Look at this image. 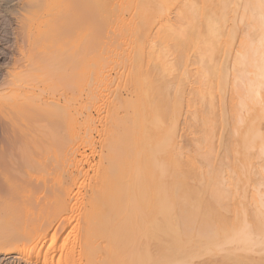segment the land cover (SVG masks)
I'll return each mask as SVG.
<instances>
[{"label":"bare ground","instance_id":"1","mask_svg":"<svg viewBox=\"0 0 264 264\" xmlns=\"http://www.w3.org/2000/svg\"><path fill=\"white\" fill-rule=\"evenodd\" d=\"M23 3L17 22L19 32L16 31V42L13 41L19 47L18 53L12 69L3 76L5 82L0 88V264H166L168 258L174 260L168 261L170 264L193 263L194 258L198 263L205 258L199 256L203 246L207 253H212V249L219 248L223 252L229 244H234V248L229 247L233 251L229 249L230 254L226 251L229 255L223 256L227 262L219 256L218 263L227 264L231 259L237 264H264L263 255L260 254L263 258H257L256 252L257 260L253 257L260 248L262 251L259 252L264 253L262 190L259 189L261 195H257L256 189L253 198L248 196L249 192L247 195L251 203L255 201L257 221L253 216H250L251 220L248 212L252 214V211H247L243 219L247 221L248 218L247 224L241 222L244 228L240 221L233 224L239 222L242 227L225 224L222 228L218 222L210 220L213 212L211 216H207L211 212L205 214L211 218H201L203 210L199 203L191 201L190 196L194 194L189 195L185 188V176L169 174L173 178L169 183L168 173H155V79L140 91L126 93V100L138 97L143 104L138 107L137 120L133 115H127L118 121L116 113L109 109L101 110L96 119L88 113L91 112L89 109L85 110L88 114L84 115L87 117V120L84 117V123L89 124L91 130L96 129L95 123L101 124L103 132L99 134L103 139L107 138V142H111L110 131L125 134L123 157L116 159L111 154L104 156L101 153L103 156L94 164L86 155L79 159L73 146L65 159L57 153L58 141L61 142L64 133L63 124L70 139L75 136L80 140V132L88 136L91 133L87 130L88 134H85L83 127L84 131L80 128L79 134H75L79 126L74 88L77 56L75 51H69L77 48L75 29L82 25L80 23L94 18L113 16L134 29L132 38L139 58L150 68H155L158 63L166 69L170 64L165 60L167 49L163 45L158 48L157 37L167 44L169 51H183L188 45L195 48L199 54L203 97L208 107L204 158L209 163L216 162L219 153H215L211 129L216 124V109L222 110L229 102L230 118L226 112L220 115L219 143L221 147L225 143L226 148L218 152H225V158L232 159L229 167L235 169L239 156L254 149L247 156L249 170H256L254 175L263 170L260 161L264 157V0H242L237 6L235 0H26ZM172 6L178 7V14H182L179 20L185 21L179 31L171 22L169 10ZM155 18L166 21L165 26L160 24L162 28L156 35ZM241 26H245L246 31L239 34ZM61 30L69 47L66 46L64 57L58 56L60 53L54 48V42H58L55 40L61 39L58 33L63 35ZM236 37H239V49L225 68L216 58ZM127 48L130 49V45ZM63 70L68 72V80L65 78L68 83L62 90L58 80L67 76ZM230 77L232 95L220 99ZM109 104L111 107L112 102ZM84 138L87 141H81L86 142L85 147L95 151L92 137ZM244 162L243 159L242 165L237 164L242 168ZM222 190H215V197L212 196L215 204L228 198L225 194L229 191ZM156 197L160 206L156 203L159 201L155 202ZM155 206L158 207L156 212ZM162 215L166 219L161 217L163 221H160ZM168 219L173 224L166 228L170 235L163 228L165 222L169 224ZM173 226L174 231L170 232ZM251 226L252 229L256 227L254 237L249 235L253 233L249 231ZM171 233L174 238L178 236L177 240L182 239L179 241L184 245L180 248L182 251L175 240V245L173 241L168 245L165 240H160L167 234L170 239ZM193 245L198 247L196 251L202 246L197 251L200 253H195ZM187 248L194 252L189 253L191 260ZM249 251H254L249 255L252 262H249ZM214 252L212 254L217 258V252ZM243 258L249 259L247 263ZM206 261L210 262L205 259L201 264Z\"/></svg>","mask_w":264,"mask_h":264},{"label":"rangeland","instance_id":"2","mask_svg":"<svg viewBox=\"0 0 264 264\" xmlns=\"http://www.w3.org/2000/svg\"><path fill=\"white\" fill-rule=\"evenodd\" d=\"M23 1L26 0H0V88L2 87V83L4 84L5 82L3 76L5 75L6 71L8 72L10 68L12 69L13 66L12 63L15 60L14 58L16 57V54L18 53L17 49L19 47H17L18 45L14 42H16V37H17L16 31H18L17 22H19L20 20L19 12H21V9L24 6ZM240 2H242V0H235L234 4L237 6V4H239ZM234 4L232 5L233 7H235ZM177 9H178L177 6H172L169 11H170L171 22H173L175 30L179 31L181 28H183L185 21L179 20L182 18V14L180 13L178 14ZM131 21L132 19H130V22ZM80 24L84 26L77 24L78 25L76 27L77 29H75L76 37H77L75 40L76 41L75 48L76 47L77 48L75 50H73L72 48L70 50L68 49L69 51L71 50L75 51L77 56L76 57L77 69H75V72L77 71V73H75L77 74L75 75V78L76 77L77 78L75 81L76 87L74 86V88H76L75 94L78 100L77 123H79L78 124L79 126H77L76 128L75 134L78 133L77 131H79L80 128L82 129L80 131H84L86 129L84 132L85 134H88L91 131L89 136L84 135L83 132H80V134L81 135L83 134V136H85L84 139L87 138L89 139V137H92L90 140L91 143L94 144L93 146L95 147V151L93 150L91 151L90 147H85L86 142L84 143L83 141H87V140H83L82 139L83 136L81 137L79 133L78 134L80 136V140H78L79 137L77 139V137H75L74 135L73 136L75 139L74 138L70 139V137L68 136L69 134L67 132V129L66 127H64L63 124L62 132L64 133H62L61 142L58 141V145H57L58 146L57 153L60 156V158L65 159L69 155L72 146L75 152H77L75 154H77V157L79 159H82L86 155V157L89 158L90 162L94 164L99 162L101 156H103L101 155V153L104 154V156H107L106 154H111V156L116 159L123 157L124 153L122 151V146H124L125 144V134L122 133L117 134L116 132L114 133L110 131L111 142L109 140L107 142V138H105L106 139L105 140L101 137L102 134H99L103 132V130L101 131V128H103L101 127L102 125L99 123L97 124L95 123V126L93 127H95L96 129H94L93 127H92L93 130L89 129L88 128L89 124L87 123L88 125H86L84 123L85 122L84 115L88 113L90 114L92 113L94 118L97 119L98 114L101 110L106 111L109 109L108 111L113 110L114 114L116 113L115 119L118 121H120L124 116L127 115H131V116L133 115L132 117H135V119L137 120L139 116L138 107L142 106L143 104L140 102V99L138 97L135 99L133 98L132 100H126L125 99L126 93L130 90L140 91L141 89L148 87V83L151 79H155V87H156L155 88L156 91L155 173L157 174L161 172L168 173L166 177H168L169 183L173 181L172 176H170L171 174H173L174 176L175 174L181 173L182 177L185 176L184 180L186 179L185 180L186 183L184 184V186L188 190L189 195L191 193L194 194V196L192 195L190 196L192 197V199L190 198L191 201L194 200L193 202L195 204L199 203L198 205H200L203 210L201 211L203 212V216L201 214V218L205 217V214L209 212H211V214H207V216H211L213 212V215L215 217L212 216L213 219L210 220H212V222H214L215 220L216 221L215 223L218 222V226L220 225L222 227L225 226L226 224V226L228 225V227L231 226L233 227L234 225L233 228H235V226L237 227L239 225V222L238 224L236 223L237 225L233 224L235 221L236 222L240 221V224L241 222L243 224L245 223L247 224L248 218L246 219L247 221L244 220L245 223L243 221V219L246 218V214L244 213H246L247 211H252V214L248 212L249 217L250 216L254 217L255 216L254 213H256L254 212L255 210L254 207L256 205L254 203L255 201L251 203L252 200L250 197H252L253 195L256 196L257 192H258L257 195H259L260 190L263 191L261 193L262 196L264 195V173H263L264 169L261 170L263 171L262 174L260 173L261 171L257 172L256 174L259 173L258 175L253 174L256 172V170L254 169L249 170L250 167L247 162V156L251 152H254V149L246 154L240 155L239 158L237 154L236 158H238L239 161L236 158L235 160L238 161L240 165H242L241 161L243 162V159L245 161L243 163L242 168L240 165L237 164L238 162L235 163L236 165L235 169H232L234 168L233 165L232 168H230L231 166L229 167V165L232 164L231 158H233L234 160V157L233 155L232 156L230 155L231 161L229 160V158L228 159L225 158L224 155L225 152H222L223 148H226L225 143L223 144L224 147L223 145L221 147V144L219 143L220 133L222 132L220 115L222 112L223 114L224 112H226L228 117L231 116L232 114L231 105H229V102L226 105V107H224L222 110L220 108L216 109V116H215L216 124H214L213 128L211 129V131H213L212 137L214 142L215 153L216 154L219 153L218 155L223 154L224 156L223 155L218 156L215 154L216 162L213 160V162L211 163H209L204 158L203 156V152L205 148L204 136L206 131L205 117L208 107L206 105V98L203 97V92L200 82L201 78L199 72V54L196 52L195 48L191 45H188L183 47V51L177 52L174 49L169 51V47L167 46V44L163 42L161 38L157 37L156 42L159 45L158 48L161 47L160 45H163L164 48L167 49L168 53H167V57H165V60L169 61L170 64L169 66H167L166 69H162L158 63L155 64V68H150L145 62H142V60L139 58L138 50L134 45L135 42L132 38L134 29L125 22H123L120 18L113 16H108L105 18H94L93 20L88 21L87 23L84 22ZM160 24H164L165 26L166 21H162L160 18H155V35L158 33L159 29L162 28ZM239 29H240L239 34L244 33L246 31L245 26H241ZM63 32L64 31H62V33ZM58 34H59L58 36L61 39L55 40L58 42H56L57 44L54 42V48L55 50L57 49L56 51L58 52V54L60 53L58 56H60L61 54H62L61 56L63 55L66 56L65 55L67 53L66 49L68 47L66 44V40H67L66 35L65 33H63V35H60V33ZM53 35L57 37V34L53 33ZM238 39L239 37L238 38L236 37L234 40L233 39L230 40L225 51L219 54L216 58L217 62L220 63L225 68L231 64L230 61L232 55L235 54L239 49ZM126 42L128 43L127 46H126ZM128 45H130V49L127 48ZM48 47L49 46H47V48ZM14 49L17 51H15ZM174 64L177 65L175 68L173 66ZM63 71L67 72L65 70ZM62 73H60L61 77L63 75ZM6 77L7 76H5V78ZM65 78L68 80V72H67V76L66 75L63 76L62 79L59 77L58 83L60 89L62 90L67 85L66 83H68ZM231 81H232V77L228 79L229 84L226 86L225 90L221 92L222 96L220 99H222L225 95H227L228 97L232 95ZM90 91L92 92V98ZM263 92H264V88H263ZM88 93L90 94V96L87 97ZM86 97L88 99H86ZM110 101L112 102L111 107H109ZM87 109H89L91 112L87 111L88 112L87 113L85 111ZM85 118H86L85 120H87V117ZM231 121H230V125L232 123ZM87 130L89 131L88 133L86 132ZM81 139L83 141H81ZM221 148L222 151L220 150L221 152H218L219 149ZM134 155L139 156V154L137 153H135ZM217 156L219 157V159ZM228 161H230L231 163L227 165L226 162ZM214 162L217 165L216 166L217 168L215 167ZM260 162H258L260 165L262 164L264 165V157L263 160H261ZM224 163H226L227 166ZM86 167L88 166L86 165ZM236 167H238L239 169H236ZM214 168H215L214 171L215 173L212 171L214 170ZM251 170H253L254 172ZM250 173H252V175ZM168 179L164 181H168ZM161 182H163V180ZM160 186L163 187L161 184ZM217 189H221V190L228 189L229 191L228 192L227 190L226 191L222 190L223 192L225 193L228 192L229 194L228 193H227L228 195L225 194V196H227L228 198L225 197L224 199H222L221 203L219 202L220 203L219 205L217 203L216 205L214 203L215 201H213L215 199H212V196L215 195V190ZM256 189L258 190L257 192ZM252 190H254L253 192H255V194H253ZM247 195L250 197H248ZM248 200L250 202H248ZM156 201H159L157 197L155 202ZM156 203H158L157 204L158 206L160 204V201ZM157 209L158 207L155 209V212ZM208 209H210L211 211H209ZM207 216L205 217V219L211 218ZM161 217H163V215L160 216V218ZM160 218H158V220ZM163 218L166 219L165 217ZM250 219L252 220L253 218L250 217ZM253 220H255V217ZM160 221H163L162 218L160 219ZM168 221L169 224L167 225L166 223L168 222L161 223L162 225L164 223L163 225L164 227L161 225L162 230L164 229L166 230V228L170 227L169 225H173L169 219ZM255 221H257V218ZM243 224L241 225L244 228L245 225ZM158 225L160 226V224ZM257 225L258 222L256 226ZM171 228L173 229L174 226ZM251 229L252 226L249 229V231H253V233H249V235H253V234L255 235L254 231H256V227L255 229L253 228L254 230ZM167 231L168 230L164 232L169 234V232ZM169 231L170 232L174 231V229L173 230L169 229ZM225 231L226 228L224 229V232ZM226 233L228 235L229 233L228 230ZM172 234L173 233H171L170 236L171 238L173 237ZM254 235L251 237H254ZM167 236L166 235L162 236L160 240H162V242H164L165 240L166 243L170 242L171 244L173 241V245L179 243L177 246H179L178 247L179 250L182 251V249L180 248L184 247V245L183 243L179 242L182 239L177 240L176 238L178 236L176 238H174L175 237L174 236L171 240V238L169 239V236L168 237ZM165 237H167V239H165ZM174 240L176 241V243ZM156 242L157 241H155V243ZM170 243L168 245H171ZM180 243L182 244V246ZM229 245H227L228 249H226L227 247L225 246L226 250H223V252L219 251L221 250V248H219L218 250L212 249L213 251L212 253H215L214 251L217 252V254H215L217 255V258H215L216 256H213L212 253L210 252H209L210 254L207 253L205 250L206 248L205 246H203V248L205 247L204 249L201 248L202 246H200L199 249L201 248L202 254L199 256L200 258L202 257L205 258L204 259L202 258L203 261H201L200 258L197 256V260H200L198 261V263L197 261H195L196 260L195 258L194 260H191V256L189 253L191 251H192L191 253H194L193 250L190 251V249L187 248L185 250L188 251L185 252L188 254V256H190V258L188 257V259L193 261V263L196 262L197 264H201L204 263L205 259L210 260L211 262V260L214 258V260L212 261L213 264H219V263L221 264V262L223 261L219 263L217 261H219V259L220 260L223 259L225 262H227V260L224 259L223 256H225L226 258L230 254L229 247L234 248V244L233 245L231 244L230 246ZM195 246H198V244H196ZM195 246L193 247L195 253H200L197 252L199 251V249H197L196 251V248L198 247L195 248ZM258 248L260 247H257V249ZM230 250L233 251L232 249ZM260 250L258 251L254 250L255 251V254L253 253L254 258L257 255L256 252L259 255V256L257 255L258 256L257 258L264 257V253L259 252ZM226 251L229 254H227ZM254 251H249V254L247 252L248 257H250L249 256L250 252L252 253ZM204 252H206V254L208 255H205ZM260 254L261 256L263 255V257H261ZM219 256L222 258H220ZM207 257L210 259H208ZM254 258H252V260ZM257 258L255 259L257 260ZM168 259H169L168 261L170 262L174 261L172 260L173 258L171 259L168 258ZM243 259L246 260V262L243 260L245 263H247V260H249L247 258H243ZM256 260L255 262H257ZM168 261L166 264H170ZM184 261L187 260L185 259ZM207 262L209 261H206L205 264ZM210 262L208 264H210ZM230 262L231 259L228 261V263L230 264ZM233 262L234 261L232 260L231 262L232 264H237ZM249 262H252L251 257ZM178 263L179 262H177V264ZM187 263L189 262H185V264Z\"/></svg>","mask_w":264,"mask_h":264}]
</instances>
